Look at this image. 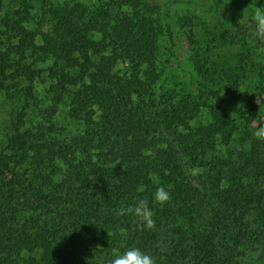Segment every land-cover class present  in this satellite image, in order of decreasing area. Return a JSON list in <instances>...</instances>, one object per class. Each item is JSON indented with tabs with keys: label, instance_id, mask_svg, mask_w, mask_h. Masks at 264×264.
<instances>
[{
	"label": "trees",
	"instance_id": "trees-1",
	"mask_svg": "<svg viewBox=\"0 0 264 264\" xmlns=\"http://www.w3.org/2000/svg\"><path fill=\"white\" fill-rule=\"evenodd\" d=\"M87 1L0 0V91L19 100L0 140V264H109L130 247L264 264V41L227 18L264 1ZM175 8L191 45L208 25L233 57L182 66ZM174 64L187 90L164 89ZM142 199L151 229L117 215Z\"/></svg>",
	"mask_w": 264,
	"mask_h": 264
},
{
	"label": "rangeland",
	"instance_id": "rangeland-1",
	"mask_svg": "<svg viewBox=\"0 0 264 264\" xmlns=\"http://www.w3.org/2000/svg\"><path fill=\"white\" fill-rule=\"evenodd\" d=\"M83 2H88L87 0H80ZM264 1V0H262ZM211 5V4H210ZM255 8H244V7H234L233 10L227 13L229 18V24L234 25V23H239L242 20L243 16L246 18L244 21H241L239 24L243 25L249 30V33L252 35L254 33V25L248 19L252 10ZM185 10L175 8L172 13V21L174 24V30L176 36L180 42V46L182 49V57L184 61L182 66H186L190 70V66L192 65V58L198 55L201 57V64L204 67V71L207 70L212 64H217L221 66L225 64L226 61L233 57V53L235 51L234 48L231 47H222L221 44L217 43L216 32L212 27L208 25L204 26L201 24L196 25L197 35L194 39L196 44L191 45L187 31L188 27H186L187 21L184 18ZM231 19H234L230 22ZM163 48L161 49L162 54L166 53L165 50V37L164 41L161 42ZM197 48V50H196ZM164 49V50H163ZM180 55V56H181ZM174 69L167 74V79H165L164 89L169 90L173 89L175 85L179 86V90H187L188 89V76H183L180 71L177 70V66L173 65ZM200 76V74H199ZM48 85L47 83L39 84V95L40 99L44 101L46 99V91ZM19 108V100L17 97L13 98V96H7L5 92L0 91V140L7 134L10 122L14 117L16 111ZM59 125L67 127V129H71L73 127L72 122L68 119L67 112L63 109L58 117Z\"/></svg>",
	"mask_w": 264,
	"mask_h": 264
},
{
	"label": "clouds",
	"instance_id": "clouds-1",
	"mask_svg": "<svg viewBox=\"0 0 264 264\" xmlns=\"http://www.w3.org/2000/svg\"><path fill=\"white\" fill-rule=\"evenodd\" d=\"M245 19L243 16L240 22ZM248 19L254 25V38L257 41H264V8L256 7L252 10ZM256 135L264 139V129L259 130ZM139 191H143V189H139ZM169 199L170 193L164 187H158L152 196L153 202L159 204L166 203ZM117 215L121 217L128 215L134 216L139 227L142 229H151L155 223L153 219L154 213L147 199L138 200L135 206H121L117 211ZM109 264H155V260L140 248L130 247L123 253L114 256Z\"/></svg>",
	"mask_w": 264,
	"mask_h": 264
}]
</instances>
